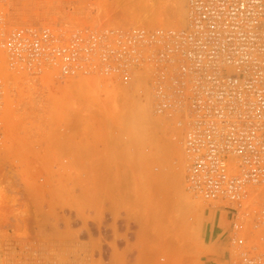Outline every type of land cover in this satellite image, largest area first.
<instances>
[{
  "label": "rangeland",
  "instance_id": "rangeland-1",
  "mask_svg": "<svg viewBox=\"0 0 264 264\" xmlns=\"http://www.w3.org/2000/svg\"><path fill=\"white\" fill-rule=\"evenodd\" d=\"M78 1L55 10L50 2L28 3L26 19L69 14L144 25L143 6L154 0ZM156 1L162 14L150 27L170 28L171 0ZM179 2L186 15V0ZM183 155L154 114L144 76L140 85L134 74H24L0 115V264H202L214 253L202 236L205 209L214 205L187 189ZM251 221L243 227L248 243L261 234ZM231 235L225 264L235 250Z\"/></svg>",
  "mask_w": 264,
  "mask_h": 264
},
{
  "label": "built area",
  "instance_id": "built-area-1",
  "mask_svg": "<svg viewBox=\"0 0 264 264\" xmlns=\"http://www.w3.org/2000/svg\"><path fill=\"white\" fill-rule=\"evenodd\" d=\"M41 1L78 0H0V115L24 74H141L183 147L187 189L233 216L230 264H264L253 243L264 244V0H187L179 28L28 21L25 6ZM249 221L261 232L251 243Z\"/></svg>",
  "mask_w": 264,
  "mask_h": 264
},
{
  "label": "crops",
  "instance_id": "crops-1",
  "mask_svg": "<svg viewBox=\"0 0 264 264\" xmlns=\"http://www.w3.org/2000/svg\"><path fill=\"white\" fill-rule=\"evenodd\" d=\"M233 216L227 209L209 206L204 212L202 236L213 254L207 255L202 264H225L228 260V242Z\"/></svg>",
  "mask_w": 264,
  "mask_h": 264
},
{
  "label": "bare ground",
  "instance_id": "bare-ground-1",
  "mask_svg": "<svg viewBox=\"0 0 264 264\" xmlns=\"http://www.w3.org/2000/svg\"><path fill=\"white\" fill-rule=\"evenodd\" d=\"M81 1H82V0H81ZM126 1H127V0H126ZM138 1H139V0H129V3H128V1H127V3H128V5H129L130 2H131V3H132V2H137V3H139ZM154 1H156V0H154ZM154 1H153V3H151V5L149 4V5L147 6V4H148V3H147V4H145L146 7L143 6V7L145 8V11H144V12H146V13H143V11H141V12L143 13V14H142V19H143V21H141L142 24L145 23V24L149 25V24L151 23L150 25L152 26L153 23L157 21V20L155 21V19H157V18L159 17V15L162 14V13L160 14V12H159L158 10H156L157 7H156L155 5H156V3H157V5H158V1H156V3H155ZM166 1H167V0H166ZM78 2H79V1H78ZM171 2H172V5H171V6H173L174 11H172V8H171V11H172V12H171V11H170V12L173 13L174 18H173V20H171V18L168 17L167 19L170 20V22H166V23H168V25H169L170 27H171V23H172V26L183 25L184 21L187 22V19L185 20V16H186V18H187V11H186V15H185V11H183L182 14H181V12H179V10H182L183 7H184V6L181 5V6H182V9H180V8H181V7H180V4H181V3L179 2V0H171ZM182 2H183V1H182ZM38 3H39V2H38ZM40 3H41V2H40ZM76 3H77V2H76ZM79 3H80L81 5H83L82 2H79ZM98 3H99V2H98ZM98 3H97V4H98ZM117 3H118V2H117ZM123 3H124V2H123ZM99 4H100V3H99ZM119 4H120V2H119ZM124 4H125V3H124ZM152 4H153V5H152ZM154 4H155V5H154ZM60 5H61V4H60ZM77 5H79V4H77ZM81 5H79V7H80ZM95 5H96V4H95ZM128 5H127V6H128ZM130 5H131V4H130ZM134 5L136 6V3H134ZM138 5H139V4H138ZM186 5H187V0H186ZM42 6H43V5H42ZM119 6H121V5H119ZM127 6H126V7H127ZM135 6L132 5V7H133L132 10H133V12H134V9H136V8H134ZM139 6H140V5H139ZM164 6H165V5H164ZM177 6L179 7V8H178L179 10H177V8H176ZM97 7H98V6H97ZM123 7H124V6H123ZM129 7H130V6H129ZM155 7H156V8H155ZM36 8H37V7H36ZM47 8H48V7H47ZM75 8H78V6H76ZM154 8H155V9H154ZM80 9H81V8H80ZM137 9H138V8H137ZM137 9H136V10H137ZM140 9H141V8H140ZM41 10H42V9H41ZM81 10H82V9H81ZM136 10H135V11H136ZM163 10H164V9H163ZM168 10H169V9H168ZM175 10H177V11H175ZM185 10H186V9H185ZM30 11H31V10H30ZM33 11H34V10H33ZM77 11H78V10H77ZM116 11H118V10H116ZM41 12H42V11H41ZM84 12H85V11H84ZM84 12H83V13H84ZM105 12H106V11H105ZM119 12H120V11H119ZM133 12H132V13H133ZM138 12H139V10H138ZM154 12H155V13H154ZM157 12H158V13H157ZM170 12L167 13L168 16L170 15ZM72 13H73V12H72ZM108 13H110V12H108ZM114 13H115V12H114ZM116 13H117V12H116ZM66 14H67V13H66ZM74 14H75V13H74ZM76 14H77V13H76ZM133 14H134V13H133ZM163 14H164V12H163ZM167 14H166V15H167ZM64 15H65V14H64ZM72 15H73V14H72ZM84 15H85V14H84ZM102 15H103V14H102ZM104 15H109V14L104 13ZM113 15L116 16V14H113ZM131 15H132V14H131ZM137 15L139 16L138 13H137ZM164 15H165V14H164ZM77 16H79V15H77ZM77 16H76V17H77ZM80 16H81V15H80ZM100 16H101V14H100ZM115 16H114V17H115ZM117 16H118V14H117ZM117 16H116V17H117ZM135 16H136V15H135ZM83 17H84V16H83ZM83 17H81V18H83ZM91 17H92V15H91ZM125 17H126V16H125ZM128 17H129V16H128ZM166 17H167V16H166ZM170 17H171V16H170ZM55 18H56V17H55ZM97 18L99 19V18H101V17L98 16ZM108 18H109V17H108ZM126 18H127V17H126ZM126 18H125V19H126ZM129 18H131V17H129ZM135 18H136V17H134V20H136ZM137 18H138V17H137ZM139 18L141 19L140 16H139ZM56 19H57V18H56ZM59 19H60V18H59ZM62 19H63V18H62ZM75 19H76V18H75ZM77 19H78V18H77ZM91 19H93V17H92ZM105 19H106V18H105ZM140 19H137V20L140 21ZM179 19H180V20H179ZM95 20H96V19H95ZM103 20H104V19H103ZM110 20H111V19H110ZM110 20H109V21H110ZM130 20H131V19H130ZM130 20H128V21H130ZM132 20H133V19H132ZM153 20H154V21H153ZM164 20L166 21L165 18H164ZM176 20H177V21H176ZM106 21H107V20H106ZM112 21H113V20H112ZM139 21H138V22H139ZM171 21H172V22H171ZM120 22H121V21H120ZM130 22L132 23V21H130ZM130 22H129V23H130ZM186 22H185V24H186ZM131 23H130V25H131ZM136 23H137V22H136ZM157 23H158V21H157ZM157 23H156V24H157ZM118 24H119V23H118ZM133 24H134V23H133ZM138 24H139V23H138ZM145 24H144V25H145ZM121 25H122V24H121ZM130 25H128V26H130ZM150 25H149V27H150ZM166 25H167V24H166ZM123 26H124V24H123ZM131 26H132V25H131ZM161 26H162V24H161ZM163 26H165V25H163ZM165 27H166V26H165ZM134 75H135V80H137L138 82H140V85H141L142 77H143V76L140 77L141 74H137V75L134 74ZM132 80H133V82H134V79H132ZM145 81H146V80H145ZM129 82H130V81H129ZM137 84H139V83H137ZM137 84H136V85H137ZM145 84H146V83H145ZM142 85H144V84H142ZM137 86L139 87V85H137ZM143 89H145L144 86H143ZM130 90H131V88H130ZM135 90H136V89H135ZM145 90H146V89H145ZM142 91H144V90H142ZM131 92H132V91H131ZM132 93H133V92H132ZM138 93L140 94V92H138ZM145 93H147V91H145ZM145 93H144V94H145ZM133 94H134V93H133ZM139 94H138V95H139ZM136 95H137V94H136ZM138 95H137V96H138ZM145 95L147 96V94H145ZM145 95H144V96H145ZM144 100H145V99H144ZM142 101H143V100H142ZM146 101H147V98H146ZM146 101H145V102H146ZM181 151H184L182 146H181ZM183 158H184V160H185V155H183Z\"/></svg>",
  "mask_w": 264,
  "mask_h": 264
}]
</instances>
